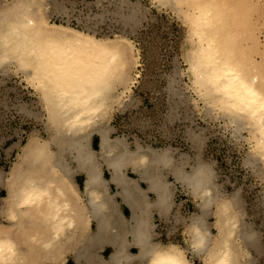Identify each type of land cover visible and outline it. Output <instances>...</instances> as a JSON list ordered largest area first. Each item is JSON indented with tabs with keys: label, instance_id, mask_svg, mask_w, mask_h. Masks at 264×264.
<instances>
[{
	"label": "bare ground",
	"instance_id": "obj_1",
	"mask_svg": "<svg viewBox=\"0 0 264 264\" xmlns=\"http://www.w3.org/2000/svg\"><path fill=\"white\" fill-rule=\"evenodd\" d=\"M179 1L189 3L194 11L189 20L198 42L191 48L188 66L194 83L226 113L248 121L253 127L255 154L264 158V51L258 50L254 38L248 35L246 11L236 0ZM43 3L11 0L0 6V69L13 64L24 73L38 95L47 132V137L40 140L29 131L7 175L12 189L1 199L0 207L11 219L14 234L9 236L0 230V264H15L20 259L18 243L35 246L58 239L63 229L72 225V221L64 220L67 213L77 218L83 212L100 217L97 225L102 228L106 222L98 203L99 193L105 192L108 181L119 187L117 193L131 207V232H146L145 210L136 199L138 187L124 169H130L147 184L157 210L163 212L169 199L167 184L158 170L170 164V159L152 149L129 150L121 138L110 137L103 123L111 103L119 97L114 87L121 84L127 88L129 84L125 82L135 59L131 41L124 36L98 38L69 24L50 21L43 16ZM254 52L259 53L260 60L252 57ZM92 132L99 137L97 152L90 146ZM71 163L88 172L86 205H80L77 193L68 196L57 188L52 194L42 185L43 170H68ZM102 165L110 171L108 181L101 177ZM23 170L38 172L22 174ZM175 177L202 208L215 202L210 172L202 164L189 173L175 170ZM216 205L218 236L211 240L203 217L195 215L189 220L188 246L194 254L204 256L203 264H240L235 239L247 242L251 235L239 231L228 203ZM38 216L46 219L45 224L40 225ZM22 217L29 222L21 221ZM144 243L150 245L147 264H190L177 244L146 243V238Z\"/></svg>",
	"mask_w": 264,
	"mask_h": 264
},
{
	"label": "rangeland",
	"instance_id": "obj_2",
	"mask_svg": "<svg viewBox=\"0 0 264 264\" xmlns=\"http://www.w3.org/2000/svg\"><path fill=\"white\" fill-rule=\"evenodd\" d=\"M0 1L2 6L11 0ZM236 1L246 11L248 35L263 52L264 0ZM192 8L179 0H44L42 5L43 16L50 21L98 38L124 36L132 43L135 59L125 82L129 84L114 87L119 97L111 103L103 123L110 137L121 138L129 150L152 149L170 159V164L158 170L169 199L164 211L155 213L154 241L177 244L190 264H203L204 256L188 246L189 222L195 215L202 216L214 240L218 236L216 204L226 202L239 231L251 235L247 242L235 239L240 264H264V158L255 154L253 127L248 121L226 113L194 83L188 70L191 48L198 42L189 20ZM252 57L260 60L258 52ZM7 66L0 69L1 171L17 161L18 146L29 131L40 140L47 137L38 95L22 71L13 64ZM89 139L97 152V133L92 132ZM197 164L210 172L216 199L205 208L175 177V170L189 173ZM128 175L138 179L135 173Z\"/></svg>",
	"mask_w": 264,
	"mask_h": 264
},
{
	"label": "crops",
	"instance_id": "obj_3",
	"mask_svg": "<svg viewBox=\"0 0 264 264\" xmlns=\"http://www.w3.org/2000/svg\"><path fill=\"white\" fill-rule=\"evenodd\" d=\"M71 165L68 170H60V168L43 170L41 172L43 174L42 185L50 189L52 194L57 188L62 189L68 196L70 194L74 196L77 193L79 203L82 205L87 200L84 188L88 172ZM12 166L13 163L10 169L0 170V205L1 199L8 196V190L12 187L10 181L6 179ZM100 170L101 177L108 181L109 169L102 166ZM25 172L34 174L38 171L23 170L22 174ZM129 172L134 174L131 170L124 169L127 176ZM135 183L138 187L137 202L145 210L143 222L146 232L143 229L140 234L131 232V207L117 193L119 187L108 181L105 192L101 190L102 193H99L98 203L105 212L102 214V219L106 222L102 228H98L97 225V219L100 217L83 212L77 218L67 213L64 215V220L72 221V225L68 224L59 238L51 244L40 242L35 246H30L22 242L18 243L21 255L15 264H147L150 245L143 244V239L146 238V243L155 242L153 220L157 209L154 205V198L151 196L154 194L147 188V184L140 178L135 179ZM142 184L146 186L143 187ZM38 218L41 221L40 225L45 224V218L41 216ZM20 220L28 219L22 217ZM0 225L3 226L0 228L1 231L7 232L9 236L14 234L12 221L3 211L0 212Z\"/></svg>",
	"mask_w": 264,
	"mask_h": 264
}]
</instances>
